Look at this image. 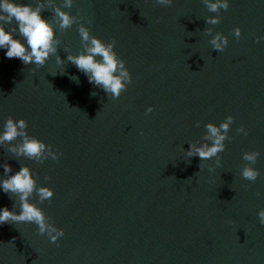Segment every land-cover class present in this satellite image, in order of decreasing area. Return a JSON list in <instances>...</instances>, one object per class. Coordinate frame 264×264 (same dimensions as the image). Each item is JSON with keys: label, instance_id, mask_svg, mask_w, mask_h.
Here are the masks:
<instances>
[{"label": "water", "instance_id": "water-1", "mask_svg": "<svg viewBox=\"0 0 264 264\" xmlns=\"http://www.w3.org/2000/svg\"><path fill=\"white\" fill-rule=\"evenodd\" d=\"M71 12L90 20L93 35L116 40L133 79L113 100L71 62L52 75L55 56L37 68L0 49V125L24 118L29 133L61 152L58 161L40 163L5 144L0 165L8 163L11 175L27 164L38 185L54 189L50 201L36 202L64 230L50 243L33 223L0 225V264H264L256 215L264 208V0H230L215 25L206 24L214 13L202 0L167 7L75 0ZM207 27L228 37L223 51L211 48ZM77 29L57 33L62 59L65 46L82 49ZM229 114L235 120L219 166L215 157L184 155L190 141H201L204 123ZM240 124L246 136L236 132ZM251 150L260 152L255 181L240 175L242 154ZM14 200L0 191V207Z\"/></svg>", "mask_w": 264, "mask_h": 264}, {"label": "clouds", "instance_id": "clouds-1", "mask_svg": "<svg viewBox=\"0 0 264 264\" xmlns=\"http://www.w3.org/2000/svg\"><path fill=\"white\" fill-rule=\"evenodd\" d=\"M75 0H0V49L5 50L6 58H19L23 64L31 63L37 68L43 67L50 56H55V63L59 67L52 75L65 74V64L71 62L79 72H82L87 81L94 87L101 88L111 99L119 98L121 93L132 82L130 70L126 67V61L115 51L116 40H104L93 35L83 15L73 14L71 8ZM207 11L214 13L206 16L207 25H215L220 22L218 15L220 10H227L230 0H202ZM153 3L162 7L170 6L173 0H153ZM48 8L52 12L51 17L42 15V11ZM78 25V34L82 49L73 53L65 46L67 53L64 59L58 54L61 41L60 31ZM210 36L211 48L219 52L228 45V37L220 32H213L211 27L203 30ZM233 36L239 38L241 29L239 26L232 30ZM259 42L262 37H257ZM71 80L79 83V77L75 74L69 76ZM95 96L96 92L91 91ZM153 110L152 106L145 109V114ZM235 120L231 114L227 115L219 123L208 121L204 123V133L199 143L189 142L186 157L198 156L202 161L215 157L216 166L220 165L219 153L226 148V141L230 139L229 129ZM201 121H195L199 126ZM142 131V130H141ZM239 134L247 135L248 129L240 124L236 128ZM15 141V142H13ZM7 144V151L16 157H24L43 163L46 160L58 161L61 152L46 143L39 137L28 131V123L24 118L7 117L0 125V146ZM259 150L245 151L242 160L247 163L240 170V175L248 181H255L260 175V170L253 167L259 157ZM3 167V175H0V191L7 193L10 198H15L12 208L0 207V225L6 222H29L36 225L38 234L46 235L49 242H57L64 235V230L50 222L40 203L50 201L54 195V189L48 184H37L32 169L23 164L18 171L12 172L8 163ZM202 167L201 163L199 165ZM214 169L209 166L208 171ZM45 179H48L45 177ZM33 195L36 199H32ZM19 208V211L15 209ZM258 223L264 225V208L257 211Z\"/></svg>", "mask_w": 264, "mask_h": 264}]
</instances>
